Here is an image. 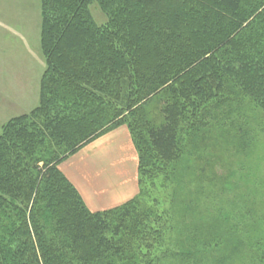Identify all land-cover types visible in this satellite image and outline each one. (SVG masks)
I'll use <instances>...</instances> for the list:
<instances>
[{"label": "trees", "instance_id": "trees-1", "mask_svg": "<svg viewBox=\"0 0 264 264\" xmlns=\"http://www.w3.org/2000/svg\"><path fill=\"white\" fill-rule=\"evenodd\" d=\"M41 10L39 104L0 128V264H264V160L252 159L264 0H41ZM223 125L241 175L215 190L202 142ZM121 126L139 193L91 212L60 164Z\"/></svg>", "mask_w": 264, "mask_h": 264}, {"label": "rangeland", "instance_id": "rangeland-1", "mask_svg": "<svg viewBox=\"0 0 264 264\" xmlns=\"http://www.w3.org/2000/svg\"><path fill=\"white\" fill-rule=\"evenodd\" d=\"M90 10L99 25L106 23L107 18L97 3L92 4ZM41 11V0H0V128L10 119L31 112L39 104L40 81L46 68L40 47ZM261 123L264 126V120ZM212 131L202 142L203 155L216 161L212 173L215 172L221 180L215 183L213 189L227 190L232 172L236 171L238 176L241 175L238 171L240 165L237 164L239 157L232 150L233 146L223 138L232 136L233 131L229 125L215 127ZM257 146L258 149H255L252 156L253 165L256 157L264 160V131L257 136ZM192 160L194 161L193 156ZM246 160L249 162V159ZM183 163L193 165L189 157L184 158ZM261 163L264 161H260ZM249 166L250 164H246V169L250 170ZM208 173L211 174L209 169ZM152 191L154 189L150 188L148 196L142 197L150 207L153 205L151 199L158 196L156 193L152 194ZM160 195L163 197L162 193ZM201 215L208 220L219 218L212 208H207ZM181 227L186 225L181 224ZM185 230L190 228L186 227ZM178 235L177 231L172 239L173 245L179 242Z\"/></svg>", "mask_w": 264, "mask_h": 264}, {"label": "crops", "instance_id": "crops-1", "mask_svg": "<svg viewBox=\"0 0 264 264\" xmlns=\"http://www.w3.org/2000/svg\"><path fill=\"white\" fill-rule=\"evenodd\" d=\"M60 170L91 212L121 206L139 193L138 154L126 126L84 146Z\"/></svg>", "mask_w": 264, "mask_h": 264}]
</instances>
